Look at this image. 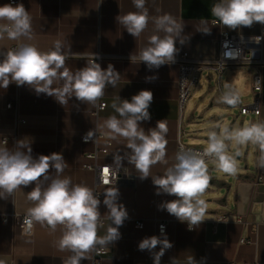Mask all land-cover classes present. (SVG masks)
<instances>
[{
    "label": "crops",
    "instance_id": "1",
    "mask_svg": "<svg viewBox=\"0 0 264 264\" xmlns=\"http://www.w3.org/2000/svg\"><path fill=\"white\" fill-rule=\"evenodd\" d=\"M218 0H146L145 7L150 17L169 14L184 25L181 38L184 44L176 42L178 54L186 53L195 61H210L216 57L217 42L221 31L230 35L254 36L262 28L259 23L251 27L229 29L222 24L213 25L217 20L211 14L212 6ZM8 0H0V6ZM31 16L32 38L11 40L6 36L0 39V60L2 54L19 43H30L40 51L47 52L54 42L63 43V50L73 53L101 54L99 62L102 68L112 64L119 79L116 85L107 86L104 96L95 103H81L72 97L68 103L61 105L54 97L46 94L37 95L28 85L17 86L10 83L7 89L0 88V147L1 140H6L9 149L14 148L16 141L28 138L31 141L32 156L61 153L68 166L60 174L61 178L70 177L73 184H83L93 190L95 177L93 172L83 170L85 162L82 155L92 150V145L81 143L79 137L89 130L96 129L107 133L103 127L106 118L117 115L112 108L117 97L131 100L141 90H150L153 101L149 107L151 119L140 124L147 131L154 128L157 121L165 120L167 133L165 139L167 164L157 163L150 169V175H163L166 167L174 163L178 136L188 145L204 146L207 134L219 130V126L242 127L247 123L264 122V42L256 50L253 63L226 69L221 73L204 70L200 73L198 84L189 99L178 123L176 107L175 80L177 66L175 62L165 64L158 69H148L144 63L130 62L129 54H136L148 45L152 35L157 33L150 20L147 28L138 38L132 37L126 29L117 23V16L135 12L132 0H21ZM205 27L210 33L201 30ZM85 61L66 60V67L75 72L84 67ZM259 73L262 78V94L259 102V114H240V108L254 101L252 77ZM155 76L147 81L146 77ZM63 81L53 85L61 87ZM225 85L236 90L241 102L232 108L219 102L226 91ZM98 101L106 103L104 110L95 114ZM11 104L7 109L5 105ZM15 110L22 124L15 125ZM123 137L112 138V146L101 163L124 169L129 179L116 186L119 190L118 203L123 204L127 219L144 220L141 229H134L131 221L119 228L120 239L111 245L104 246L107 252L101 264H153L151 253L138 249L139 242L155 234L153 220L167 221L165 234L172 247L161 257V264H188L193 256L197 264H264V183L256 179V151L258 146H233L229 144V153L238 150L242 155L236 157L237 172L234 175L219 171L214 163L208 164L209 185L202 195L206 202L207 213H229L236 215L239 221L212 223L203 221L194 230L189 231L187 222H180L166 210L159 208L165 201L175 197L156 193L152 177L141 180L135 166L125 159L114 163L115 154L123 155L130 150ZM50 176L57 174L50 170ZM33 185L22 186L6 199H0V215L12 214L7 225L0 219V259L6 264H63L72 253L61 251L57 242L62 234V227L52 231L39 223L33 224L30 237L22 236L16 225L26 216L27 209L33 204L27 193ZM107 186L100 188L101 198L99 211L102 226L97 235L102 237L110 225L107 218V207L103 204V192ZM163 238V235H156ZM241 239L244 241L241 242ZM154 251H159V246ZM92 251L86 253L87 259L81 264H90Z\"/></svg>",
    "mask_w": 264,
    "mask_h": 264
},
{
    "label": "clouds",
    "instance_id": "2",
    "mask_svg": "<svg viewBox=\"0 0 264 264\" xmlns=\"http://www.w3.org/2000/svg\"><path fill=\"white\" fill-rule=\"evenodd\" d=\"M132 2L137 11L117 16V23L132 37L138 38L151 20L155 31L164 35L149 37L146 47L136 54H129L130 62L144 63L150 70L174 62L179 51L177 40L180 44L185 43V39L181 38L184 25L169 14L150 17L145 7L146 0ZM211 14L229 29L251 27L254 23L264 25V0H218L212 6ZM201 31L210 33L207 27ZM5 36L11 40L32 38L31 16L22 3L0 6V39ZM252 39L258 44L261 37ZM2 56L0 88L7 89L10 83L28 85L37 95L43 93L54 97L61 105L68 103L72 97L81 103H95L104 96L106 87H114L119 79V72L112 64L102 68L96 62V54L73 53L70 46L65 52L59 40L47 52L40 51L30 43H19ZM68 59H85L86 64L73 72L65 66ZM156 78L151 76L146 80ZM59 81H63L62 86L53 88ZM225 88L219 102L235 108L241 102L240 95L229 85H225ZM116 99L119 102H113L112 108L118 116L106 118L103 127L111 138H125L130 151L123 155L115 154L114 163L119 164L126 159L135 166L141 180L152 177L157 195L175 196L176 199L163 202L159 208L180 222H187L189 231L208 219L206 202L201 198L209 185L208 163L213 162L225 174L234 175L237 172L236 157L242 153L237 150L234 155L230 154L229 144L237 147L249 144L258 146V166L264 168V122H255L232 128L217 125L218 131L208 132L207 144L202 151L182 146L175 155V163L166 167L163 175L152 176L150 169L153 165L167 164L165 135L168 131L165 120L157 121L156 126L147 131L140 126L151 119L149 107L153 93L141 90L130 101L121 100L120 97ZM95 134L93 129L89 130L83 137L84 142L92 140ZM67 166V161L58 152L34 158L28 138L16 141L13 149L6 146L5 140V146L0 147V199H6L7 195L22 186L34 184L27 193L33 206L27 209L24 224L31 229L34 223H39L52 231L61 226L62 234L57 246L61 251L72 253L63 264H81L82 260L88 258L86 253L102 249L120 239L119 228L128 218V213L124 205L117 202L119 190L115 182L113 187L103 192V204L108 209L110 225L104 236H98V227L102 226L99 195L86 185L73 184L70 177L61 178L60 174ZM52 169L57 174L55 177L49 175ZM104 172L107 173L108 168ZM103 183H109L107 175ZM158 246L159 251H154ZM172 246L166 234H163V238L156 235L143 238L138 249L151 253L153 264H161V257ZM0 264L6 262L0 259ZM171 264H175V258H172ZM188 264H197L193 256L188 258Z\"/></svg>",
    "mask_w": 264,
    "mask_h": 264
},
{
    "label": "built area",
    "instance_id": "3",
    "mask_svg": "<svg viewBox=\"0 0 264 264\" xmlns=\"http://www.w3.org/2000/svg\"><path fill=\"white\" fill-rule=\"evenodd\" d=\"M8 3H12L13 5L21 3V0H8ZM211 23L213 25H219L220 22L218 20H212ZM260 36L261 40L257 44L252 38ZM264 42V25H262L261 31L254 36H241V35H230L225 31H221L218 42H217V54L216 57L210 61H195L188 57L186 53H180L177 58H175L174 62L177 66V76L175 80V89H176V107H177V115H178V123L180 122L182 113L191 98L197 84L199 81L200 73L204 70L214 71L217 73H221L226 69H233L237 67H241L250 63H253L256 50L259 45ZM12 47L10 49H13ZM9 49V50H10ZM97 60L99 63L103 55L96 54ZM68 60H78L85 61V59H68ZM252 92L254 95V101L247 106H243L240 108V114H259V102L262 94V78L259 73H256L252 77ZM106 103L103 101H98L96 104L95 114L97 115L98 111L104 110ZM7 109L11 108V104L7 103L5 105ZM15 125H19L23 123L22 119H19L17 111L15 110ZM96 134L92 140H89L87 144L92 145V150L86 153H83L82 157L85 159V162L81 165L83 170L91 171L94 174L95 181L93 185V191L95 194L99 195V199L101 198L100 188L107 186H115L120 185L121 183L127 181L129 179L126 171L121 169L120 167H116L110 164L101 163L100 160L103 156L108 154L109 148L112 146V138L106 133L100 132L97 129L94 131ZM87 133V132H86ZM82 134L79 139L81 143H85L83 140L84 135ZM1 144H5V139L1 140ZM185 149H192L197 151H202L204 146H195L188 145L183 143L179 136L176 143L175 155L177 151L181 147ZM260 156V149L257 148L256 151V179L260 183H264V168L258 166V159ZM175 163V156H174ZM213 162H209L211 164ZM108 168V172L105 173L104 169ZM107 175L109 183L105 185L103 183L104 176ZM175 197V196H174ZM176 199V197H175ZM208 219L205 221L212 223H226L230 221H239L238 217L233 214H223V213H207L206 215ZM12 214H2L0 215L1 223L3 225H7L9 221L13 220ZM24 217H22L19 221L16 222V225L19 229V232L22 236L30 237L33 233V226L31 229H28L24 224ZM131 221L134 229L143 228L145 221L139 219H126L124 221ZM152 225L155 229L156 235H163L166 231L167 221L161 220H153L151 221ZM103 220H101V224ZM163 233V234H162ZM244 239H241V242ZM107 252L102 249H94L92 250L90 256V264H101V260L103 256H105Z\"/></svg>",
    "mask_w": 264,
    "mask_h": 264
},
{
    "label": "snow or ice",
    "instance_id": "4",
    "mask_svg": "<svg viewBox=\"0 0 264 264\" xmlns=\"http://www.w3.org/2000/svg\"><path fill=\"white\" fill-rule=\"evenodd\" d=\"M107 171V170H106Z\"/></svg>",
    "mask_w": 264,
    "mask_h": 264
}]
</instances>
